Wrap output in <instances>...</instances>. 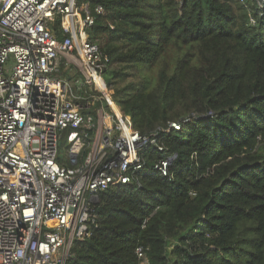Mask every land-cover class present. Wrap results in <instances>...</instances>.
<instances>
[{
    "label": "trees",
    "instance_id": "trees-1",
    "mask_svg": "<svg viewBox=\"0 0 264 264\" xmlns=\"http://www.w3.org/2000/svg\"><path fill=\"white\" fill-rule=\"evenodd\" d=\"M87 1L104 8L88 35L132 126L180 128L160 137L167 176L148 146L140 188L98 193L66 264H137L140 245L151 264H264V11L250 26L238 0Z\"/></svg>",
    "mask_w": 264,
    "mask_h": 264
},
{
    "label": "built area",
    "instance_id": "built-area-1",
    "mask_svg": "<svg viewBox=\"0 0 264 264\" xmlns=\"http://www.w3.org/2000/svg\"><path fill=\"white\" fill-rule=\"evenodd\" d=\"M238 1L255 26L264 0ZM103 13L87 0H0V264H66L99 192L140 188L148 146L164 153L158 175L176 157L160 137L180 123L142 134L117 105L109 57L88 35ZM135 254L151 264L147 248Z\"/></svg>",
    "mask_w": 264,
    "mask_h": 264
},
{
    "label": "rangeland",
    "instance_id": "rangeland-1",
    "mask_svg": "<svg viewBox=\"0 0 264 264\" xmlns=\"http://www.w3.org/2000/svg\"><path fill=\"white\" fill-rule=\"evenodd\" d=\"M111 69H112V67H111V68H109V71H111ZM72 72H73V70H71V71H70V73H72ZM112 91H113V90H112Z\"/></svg>",
    "mask_w": 264,
    "mask_h": 264
},
{
    "label": "water",
    "instance_id": "water-1",
    "mask_svg": "<svg viewBox=\"0 0 264 264\" xmlns=\"http://www.w3.org/2000/svg\"><path fill=\"white\" fill-rule=\"evenodd\" d=\"M98 200V199H97Z\"/></svg>",
    "mask_w": 264,
    "mask_h": 264
}]
</instances>
